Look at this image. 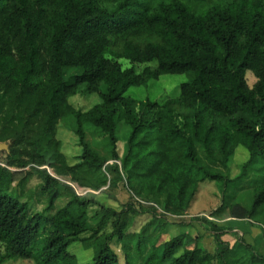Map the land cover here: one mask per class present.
<instances>
[{
    "label": "trees",
    "instance_id": "1",
    "mask_svg": "<svg viewBox=\"0 0 264 264\" xmlns=\"http://www.w3.org/2000/svg\"><path fill=\"white\" fill-rule=\"evenodd\" d=\"M178 74L188 80L176 98L124 95ZM79 91L100 101L77 110L69 99ZM61 121L81 149L72 165L57 139ZM120 123L130 129L123 153ZM91 128L105 155L87 141ZM0 143L8 148L0 161V264H120L112 243L123 264H264L243 238L225 240L230 231L216 223L264 226V0H0ZM238 147L248 157L230 177ZM34 176L37 196L27 190ZM57 177L92 193L79 196ZM121 182L138 206L97 201L94 192ZM206 182L221 197L214 222L200 219L213 253L183 230L159 243L156 217L186 214ZM35 196L45 198L47 214L30 212ZM61 198L65 205L53 210ZM144 213L152 220L130 231ZM74 243L92 252L88 262L68 251Z\"/></svg>",
    "mask_w": 264,
    "mask_h": 264
},
{
    "label": "rangeland",
    "instance_id": "2",
    "mask_svg": "<svg viewBox=\"0 0 264 264\" xmlns=\"http://www.w3.org/2000/svg\"><path fill=\"white\" fill-rule=\"evenodd\" d=\"M119 62L122 65V68L131 67L128 61L121 59ZM152 65V64H151ZM144 65H136V72H140L143 69ZM75 71H68L65 75L66 80H71L72 75ZM188 80L187 74H178V75H161L157 80H150L145 85L139 87H130L126 92L125 96L131 97L132 99L140 102V101H161L167 98H176L179 95V85ZM246 81L248 86H251L255 79L254 77L248 73L246 74ZM100 101L97 94L88 95L83 91H79L74 96L69 99V103L77 110L87 111L93 105L97 104ZM96 129L91 128L88 129L86 133V139L89 143L96 146L101 155L104 154L103 150V137L97 135L95 132ZM129 127L124 123H120L117 129V135L119 137V153L125 152L126 149V137L129 134ZM57 139L61 142V150L65 155L68 163L70 165L76 163V157L80 154L81 149L77 145V138L74 132L71 130L69 125L67 126L66 122H60L57 129ZM2 153L4 151H0V161L3 158ZM248 153L242 147H238L235 151V154L229 164V174L230 177H234L238 174L239 166L247 160ZM111 163V162H109ZM50 174L53 175L51 171ZM60 184H67L73 188V190L79 196H83L87 193H92L91 190L87 188H83L78 186L76 183L70 182L69 178H61L57 177ZM41 181L37 178V176L32 177L30 182L27 185V190L29 195H33L39 188ZM200 197L195 202L194 206L190 208L186 214L183 216L172 217L166 216L161 217L160 215L156 217V225L162 228V233L160 235V242L163 243L165 241L170 240L172 237L177 235L180 231H185L187 234L191 236H199L201 240V245L210 253H213L215 250V242L212 238L210 232L208 231L207 226L200 223V219L202 217H209L210 221L212 217H210L211 211H213L220 204V193L216 190L215 186L211 183H204L200 188ZM103 192H94L96 195V199L98 202L103 204L104 206L113 208L115 210H119L123 204L128 202H134L135 206H138L137 201L138 198L132 196L130 191L125 186V182H121L115 189H107L106 187L102 188ZM36 194V193H35ZM239 194V193H238ZM37 196V194H36ZM33 197L29 202L30 212L32 214L35 213H43L47 214L46 209V200L45 198ZM246 194L243 195L245 198ZM133 199V200H132ZM237 200V199H236ZM67 201V198H61L55 201L53 210H58L62 208ZM136 202V203H135ZM141 202V201H139ZM227 202H230L229 200ZM243 202L246 203L245 199ZM50 212V211H49ZM152 215L149 213L139 214L133 220V225L130 228V231L137 232L139 231L146 223H149L152 220ZM217 225L223 228V230H229L230 232L226 233L224 239L230 242H233L238 238H243L247 244H249L252 250L264 256V226L260 223H253L249 225L248 222L243 221H232V220H218L216 221ZM109 227L106 228L105 233H108ZM229 242V243H230ZM232 244V243H230ZM111 247L113 251L118 255L119 263L123 264V252L117 243H112ZM68 251L73 253L76 257V261L78 263H86L90 260L92 256L91 251H85L79 244H72L68 248ZM4 247L0 243V257L4 256ZM3 264H35L32 259H20V258H12L5 259Z\"/></svg>",
    "mask_w": 264,
    "mask_h": 264
},
{
    "label": "water",
    "instance_id": "3",
    "mask_svg": "<svg viewBox=\"0 0 264 264\" xmlns=\"http://www.w3.org/2000/svg\"><path fill=\"white\" fill-rule=\"evenodd\" d=\"M7 145L6 144H4V143H0V151H7Z\"/></svg>",
    "mask_w": 264,
    "mask_h": 264
}]
</instances>
